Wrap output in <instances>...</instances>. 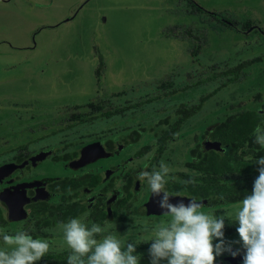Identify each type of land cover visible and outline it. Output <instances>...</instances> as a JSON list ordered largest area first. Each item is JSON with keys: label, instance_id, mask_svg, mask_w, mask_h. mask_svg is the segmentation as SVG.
Instances as JSON below:
<instances>
[{"label": "rangeland", "instance_id": "374dc122", "mask_svg": "<svg viewBox=\"0 0 264 264\" xmlns=\"http://www.w3.org/2000/svg\"><path fill=\"white\" fill-rule=\"evenodd\" d=\"M80 6L76 23H66L64 27L68 28L60 35L68 37L63 48L66 54L52 47L50 50L55 52L50 54L47 34L41 32L35 37L40 48L36 54H17L29 60L18 66L19 74L0 82L7 83L0 87V164L11 160L15 145L28 144L33 153L48 148H55L57 153L72 152L91 138L110 134L115 142H121L130 130L138 129V141H130L120 156L100 159L98 163L120 161L138 176L141 171L158 169L163 160L172 169V179L190 158L189 144H194L193 140L207 127L227 115L257 108L264 101V0H9L0 5V43L30 46L36 25L60 21L61 16L65 19L70 10L75 13ZM227 21L235 27L227 25ZM76 28L83 29L82 51L72 35ZM0 49L9 54L13 48L3 42ZM2 56L0 68L5 69ZM36 56L60 57L58 62L48 58L53 68L51 75L26 79L36 66ZM80 56L75 67L74 60ZM246 60L254 61L238 80L224 87L221 84L226 78L219 75L213 81L161 97L178 86L195 83ZM22 73H27L24 78H20ZM219 85L220 90L176 132V138L161 156L153 161L155 148L142 157L134 156L142 146L155 143L157 123L177 104L196 102ZM258 93L262 96L259 100L255 97ZM135 104L140 105L110 119L99 118L101 112ZM89 114L97 115L85 123ZM69 123L75 126L67 128ZM38 168L47 169L45 173L49 174L72 173L48 161ZM238 204L205 205L201 211L219 216L223 209L232 210ZM134 211L131 204V222L114 228V234L125 244L150 236L151 228L167 219L139 220ZM237 224L226 219L224 230ZM57 225L42 230L29 221H0V229L8 234L23 230L33 238L49 241L54 249L50 253L61 252L56 251L63 244ZM224 233L227 241L239 239L237 231ZM136 254L141 257L140 264H150L148 250L140 249Z\"/></svg>", "mask_w": 264, "mask_h": 264}, {"label": "clouds", "instance_id": "9594fccd", "mask_svg": "<svg viewBox=\"0 0 264 264\" xmlns=\"http://www.w3.org/2000/svg\"><path fill=\"white\" fill-rule=\"evenodd\" d=\"M253 142L264 148V127L257 125L253 132ZM259 175L254 180L251 194L240 200L234 209H223L215 213L201 211L203 202L190 198L172 203L171 198L182 197L179 192L166 190L172 169L163 160L159 168L139 172L137 179L147 185L156 198V203L167 219H161L150 230L148 237H141L124 243L111 231L110 225L87 224L82 218H71L57 225L62 234L63 244L56 251H69L67 264H140L136 254L137 245L151 242L148 249L150 264H215L216 257L229 253L240 256L243 264H264V156L256 161ZM196 174L184 185H195ZM220 199H223L221 195ZM238 222L236 231L239 239L225 240V220ZM218 243H214L215 240ZM0 264H38L54 251L49 241L33 238L20 230L8 234L0 229ZM239 244L240 248L233 247Z\"/></svg>", "mask_w": 264, "mask_h": 264}, {"label": "flooded vegetation", "instance_id": "af4514ba", "mask_svg": "<svg viewBox=\"0 0 264 264\" xmlns=\"http://www.w3.org/2000/svg\"><path fill=\"white\" fill-rule=\"evenodd\" d=\"M226 24L235 27L229 24L228 21ZM36 58L39 62L36 63L31 73L30 71L28 72L30 74L26 79L30 80V78H34V75H44L49 73V71H53V68H50L47 62L49 57L36 56L34 59ZM26 60L20 58L18 62ZM43 63L46 65H42ZM17 68L7 67L3 69L1 67L2 79L10 78L12 74H19L20 72ZM26 74L22 73L20 78H24ZM5 84L7 83H0V87ZM103 113L105 112L99 114V118H111V116H105ZM95 115L97 114H89L84 118V122L93 121ZM81 118V121L84 120L83 117ZM74 126L75 124L69 123L66 127L72 128ZM134 130H130L127 137L121 142H115L110 134L105 137H94L84 142L78 150L72 152L57 153L55 148H48L33 153L29 151L28 144L13 146L11 149L13 152L11 160L7 161L8 163H1L0 166L13 163L16 167L7 176L0 179V193L5 188L14 189L15 186L19 187L26 184L24 187L22 186L27 198V201L23 204L26 215L20 219L13 220L14 223L29 221L35 228L43 230L60 222H67L71 218H82L89 225L97 223L103 226L107 222L114 233L115 226L123 228L131 222L129 216V206L131 204L134 205L136 210L134 214L139 220L157 221L158 218L165 217L162 213L149 212L148 202L152 193L147 181L141 184L137 179V174L133 173L131 168L126 167L120 161L114 164L98 163L100 159L120 156L125 147L130 144L131 140L128 136ZM95 142H100L105 152L110 155L94 160H91L90 157L81 166L73 165L72 162L78 160L81 156L83 147ZM45 152H48V154L44 156ZM37 155H40V157H35ZM46 161L52 164L58 163L62 168L70 170L68 172L72 173L64 175L49 174L45 173L47 171L45 168L42 172L38 167L44 165ZM29 183L32 185L28 186L27 184ZM45 191L49 194L47 197H45ZM140 193L143 195L140 200H137ZM214 203L206 205L213 206ZM0 204L4 208L3 215L5 220L6 218L10 219L7 206L1 199ZM55 210L58 212L55 215L58 220L53 218L54 214L52 211ZM150 244L151 242L141 243L139 245H145V247L140 249L148 250ZM234 245L236 246V244ZM65 251H68V249H65Z\"/></svg>", "mask_w": 264, "mask_h": 264}, {"label": "trees", "instance_id": "16d2710c", "mask_svg": "<svg viewBox=\"0 0 264 264\" xmlns=\"http://www.w3.org/2000/svg\"><path fill=\"white\" fill-rule=\"evenodd\" d=\"M253 61L246 60L233 66H227L220 72H215L212 76L195 83L178 86V88L168 94L161 95V97L171 96L213 81L219 75L226 78V81L221 84L224 87L238 80L245 67ZM7 62L10 63V61ZM2 78L3 75L0 72V82L3 81ZM222 86L219 85L211 92L200 96L196 102L190 101L177 104L171 114L161 118L157 123L158 126L154 136L155 143L142 146L134 156L137 158L142 157L155 148L156 153L153 161L156 160L162 155L167 145L176 138V132L189 118L198 114L205 102L215 95ZM255 97L258 100L262 98L260 93ZM136 105L140 104L114 108L103 114L105 116L119 115L127 109L136 107ZM257 125L264 127V101H261L260 106L257 108L227 115L223 120L207 127L200 137L193 140L194 144H189L190 158L185 161L184 169L177 170L176 177L169 179L166 190L170 193L179 192L195 199H212L215 201L214 205L238 204L246 195L251 194L254 180L259 175V165L255 161L264 156V148L253 142V132ZM128 137L133 142L138 141L140 130L135 129ZM205 140L220 142L223 150L206 148L204 146ZM193 174H196L195 179L197 182L195 185L181 183V181L188 180ZM221 195L223 199H220ZM52 212L54 214L53 218L58 220L55 216L58 212L56 210ZM4 220L3 209L0 204V221ZM237 227L238 225L231 226L230 230H224V232L232 233L236 231ZM143 247L145 245H138L137 249ZM68 255L69 251L49 253L38 264H67Z\"/></svg>", "mask_w": 264, "mask_h": 264}, {"label": "water", "instance_id": "95a60500", "mask_svg": "<svg viewBox=\"0 0 264 264\" xmlns=\"http://www.w3.org/2000/svg\"><path fill=\"white\" fill-rule=\"evenodd\" d=\"M8 1L9 0H0V5H4ZM84 5H85V3H83L81 6H84ZM81 6L77 9H75L76 10L75 13L72 12L73 10H70V14L65 19L63 18V16H61L62 20H60V21H56L54 23H46V24L42 25V27L41 26L39 27V25H36L35 26L36 28L34 27L35 30H33L32 34H31L32 44L30 46H26V45H22V44L12 46V44L9 43L10 41H2L0 43V46L3 42H8V45L11 48H13L9 52V54H8V52H6V53L2 52V50L0 49V54L3 55L2 58H4V61H5V68H7L8 65H9V67H14V68L18 67L19 65L23 66L24 61L18 62V60L20 58H23V57H19L16 54H36V52L40 48H39V46H37L39 40L37 41L35 39V37L44 31H45L44 33L47 34V36H46V39L48 41L47 46H48V49L50 51V54H53L57 49L60 50V54H66L63 51V48L67 44L68 37L66 36L65 38H63L60 35L64 34L65 29L68 28V25L66 27H64V25L66 23H69V22H72V24L76 23V16H77L79 10L82 8ZM3 28H5V26H3ZM4 30L6 31V29H4ZM73 30H74V28H73ZM82 30L83 29H81V28H76L75 31L72 33L74 38L77 39V40H75V42L77 43V45H80L79 47H80L81 51L83 50V46L85 44V39L82 38V40H81V37H83ZM5 36L6 35H4V37ZM6 38H7V36H6ZM59 44H60V46H59ZM51 47L53 49H55V51H51L50 50ZM30 49H33V50H30ZM75 54H80V53H75ZM63 56H65V55H63ZM81 56L79 57L80 58L79 60L78 59L74 60L75 61V67H76V64L78 66V62L82 59ZM13 57H15V59H13ZM48 57H49V61H51V59L54 58L55 61L58 62V58L60 56H57V57L48 56ZM25 58L29 59V57H25ZM25 58H24V60H26ZM36 59H34V62L32 61L35 64L39 62V60H37V62H36ZM65 59L68 60L67 57ZM9 60L11 61V65L9 62H7ZM14 63H17V64L15 65ZM12 64H14V65H12ZM55 64H57V63H55ZM17 70H18V68H17ZM31 72H32V70L30 71V73ZM51 74H52V72L49 71L48 75H51ZM38 77L40 79L44 78L43 74L38 75ZM34 78H35V75H34ZM204 146L206 148L223 150L220 142H218V141L205 140ZM46 154H48V152H45L43 155L45 156ZM108 155H110V154L105 152V150H104L103 146L100 144V142H95V143H91L89 145L84 146L82 149V152H81V156L78 158V160L73 161L72 164L75 166H78V165L81 166V165L85 164L87 162L88 158H90V157H91V160H94L96 158L108 156ZM35 157L39 158L40 155H37ZM15 167L16 166L13 163L0 166V179L7 176ZM24 185H26V184H24ZM24 185H21L19 187L15 186L14 189L8 187V188L3 189L0 193V199L6 204L7 210H8V216L11 220L20 219L26 215V211L23 207V204L25 203V201H27V198L25 197V194H24V191L22 188V186L24 187ZM27 185L31 186L32 184L29 183ZM45 193H46L45 197H47L49 194L46 191H45ZM41 197H42V195H41ZM190 198H192V197L182 195V197L171 198V202L172 203H178L180 200H183L184 203L187 204ZM197 200L202 201L203 205L211 204V203L215 202L214 200L207 199V198L197 199ZM148 206H149V212L150 213H158L159 214V213H162V211H163L162 209H160L158 207V205L156 203V198L153 197V195H151V197L149 199ZM164 264H166V263H164ZM215 264H243V251L241 252L240 256H236V257H233L229 253L225 252L224 254L216 257Z\"/></svg>", "mask_w": 264, "mask_h": 264}]
</instances>
